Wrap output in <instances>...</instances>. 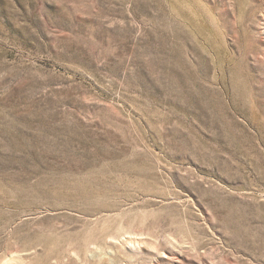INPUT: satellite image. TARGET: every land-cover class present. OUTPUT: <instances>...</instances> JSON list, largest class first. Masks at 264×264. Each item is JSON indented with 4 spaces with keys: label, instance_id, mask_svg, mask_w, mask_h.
<instances>
[{
    "label": "rangeland",
    "instance_id": "obj_1",
    "mask_svg": "<svg viewBox=\"0 0 264 264\" xmlns=\"http://www.w3.org/2000/svg\"><path fill=\"white\" fill-rule=\"evenodd\" d=\"M0 264H264V0H0Z\"/></svg>",
    "mask_w": 264,
    "mask_h": 264
},
{
    "label": "bare ground",
    "instance_id": "obj_2",
    "mask_svg": "<svg viewBox=\"0 0 264 264\" xmlns=\"http://www.w3.org/2000/svg\"><path fill=\"white\" fill-rule=\"evenodd\" d=\"M132 243V240H129ZM158 252V251H157Z\"/></svg>",
    "mask_w": 264,
    "mask_h": 264
}]
</instances>
